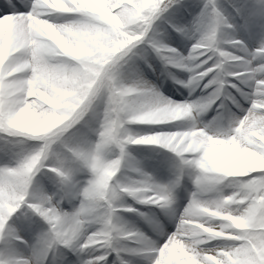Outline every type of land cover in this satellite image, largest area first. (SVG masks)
Returning a JSON list of instances; mask_svg holds the SVG:
<instances>
[{"label":"snow or ice","instance_id":"1","mask_svg":"<svg viewBox=\"0 0 264 264\" xmlns=\"http://www.w3.org/2000/svg\"><path fill=\"white\" fill-rule=\"evenodd\" d=\"M0 151V264H264V0H0Z\"/></svg>","mask_w":264,"mask_h":264},{"label":"rangeland","instance_id":"2","mask_svg":"<svg viewBox=\"0 0 264 264\" xmlns=\"http://www.w3.org/2000/svg\"><path fill=\"white\" fill-rule=\"evenodd\" d=\"M187 2L194 3L195 0H187ZM156 63L158 64V61ZM145 74L147 75L148 79L153 80L158 86H160V90L166 96H171L172 98L174 97V99H176V100H180V99H183V97H186L188 95L186 89L181 88L180 85L173 84V82L171 80L165 79V80H163V83H161V81L156 79L151 73L146 72ZM169 89H171V91H169ZM173 93H175V95H173ZM211 115H212V113L209 112L207 116H204L202 118L204 120H207ZM167 123L170 124L173 122H167ZM131 127L135 128V126L133 124L131 125ZM144 129H147V128L145 127ZM38 143H39V141H37L35 139L26 140V146H28V147L34 146ZM135 146L136 145H134V146L131 145V147H129L130 150H134L133 148ZM149 147H150L149 145H143L142 148H140L139 150H134V151L137 153V156L140 157L142 160L153 161V158H154L153 151L149 150V149L148 150L145 149V148H149ZM148 151H150V152H148ZM157 151L160 153L164 152L163 150H161L159 148H155L154 152L158 153ZM150 158H152V159H150ZM174 159H175V157H174ZM5 162H8V163L13 162L12 153H8L6 155L4 151H0V165L4 164ZM170 175H171L170 167L168 165H164V170L162 172H160L156 176V178L161 182H165L170 178ZM188 186L191 187L190 184ZM128 202L131 203V200H129ZM177 202L180 204L181 207L184 205V203H186V193L184 192L183 188L178 190ZM153 209H154V212H156L157 210L159 211V209H155V208H153ZM131 214L132 215H128L126 212H123V215L125 217H127L136 227H139L144 231H148L147 225L142 220H140V218L137 217L135 214H133V213H131ZM109 259H111V258H109ZM138 264H143V261L139 260Z\"/></svg>","mask_w":264,"mask_h":264},{"label":"bare ground","instance_id":"3","mask_svg":"<svg viewBox=\"0 0 264 264\" xmlns=\"http://www.w3.org/2000/svg\"><path fill=\"white\" fill-rule=\"evenodd\" d=\"M188 93V92H187ZM174 99V97H173ZM184 122H189V121H184ZM169 123L167 122H163V125H167ZM135 126V128L133 129H136V130H145L144 128H150V127H159L161 125H151V124H148V123H134L133 124ZM134 146V145H133ZM143 145H136L133 149L134 150H139L140 148H142ZM150 147L149 148H145L146 150H152L153 153H154V158H153V161L151 160H142L140 157L137 156V153L134 151V150H131L133 152V154L138 158V159H141L143 161V165L144 167L152 172L155 176H157L160 172H162L164 170V165H167L166 163H163L165 161H169V160H174V154H172L170 151L168 150H164L163 148H161L160 146L158 145H149ZM131 147V146H129ZM159 148L161 150H163L164 152L160 153H156L154 152L155 151V148ZM150 152V151H148ZM160 154V155H159ZM152 159V158H150ZM154 165V166H153ZM132 203V201H131ZM134 207H137L139 208L141 211H153L154 212V209L153 208H150V206H145V205H140V204H135ZM156 212H159L158 210ZM128 215H132L131 213H128L126 212ZM135 260H138L139 262V258H133Z\"/></svg>","mask_w":264,"mask_h":264},{"label":"clouds","instance_id":"4","mask_svg":"<svg viewBox=\"0 0 264 264\" xmlns=\"http://www.w3.org/2000/svg\"><path fill=\"white\" fill-rule=\"evenodd\" d=\"M129 2L131 3L132 0H129ZM88 43V38L84 37L80 40H77L74 42V46L75 47H81L84 46L85 44ZM48 72L50 73L51 76V86H50V90L55 91V87L60 84L62 81L59 79V75H58V70L53 66L52 68L48 69ZM178 111V110H177ZM165 116L169 115L168 113L163 114ZM241 161L240 160H236L232 162L233 167H240L241 166ZM261 164H264V161H260ZM205 211H209V210H205Z\"/></svg>","mask_w":264,"mask_h":264}]
</instances>
